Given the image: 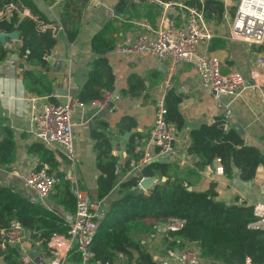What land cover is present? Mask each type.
<instances>
[{
    "label": "trees",
    "instance_id": "trees-1",
    "mask_svg": "<svg viewBox=\"0 0 264 264\" xmlns=\"http://www.w3.org/2000/svg\"><path fill=\"white\" fill-rule=\"evenodd\" d=\"M74 1L68 0L61 14V23L69 43L78 38L80 30L78 22H71ZM169 1L171 0H163ZM204 1L206 19L220 25L225 15L224 3L219 0ZM183 2L188 6H201L193 0ZM10 4L22 5L34 17L53 24L47 21L35 0H0V8ZM142 4L145 5L144 13L146 12L149 21H155L160 16L161 9L157 5L148 4L144 0ZM122 8H128L134 15L139 13V7L133 0H121L119 10L122 11ZM14 31H18L20 35L18 51L24 67L22 75L26 91L41 99L50 98V103L58 104L51 98L55 88L47 75L50 62L45 60V56L52 54L56 48L58 38L51 30L38 31L36 22L30 18L20 20L15 16L11 23L0 25V32ZM115 48L114 41L108 38L107 30L93 38L92 49L96 60L87 83L76 97L82 104L87 106L101 99L105 91H115L116 79L106 59ZM225 48L222 38L216 37L210 41V52ZM14 51L13 47L4 48L0 45V63L7 61L15 54ZM128 84L126 92L131 96L144 85L138 76L131 77ZM181 102L182 98L174 89L167 92V120L178 131L183 130L184 126L179 110ZM222 125H225L224 118H219L213 125L202 124L191 131L187 156L195 160L193 166L182 169L171 160L157 161L143 167L139 175L133 174L121 183L119 196L108 205L93 243L92 251L97 263L119 264V256H123L127 263L158 264L148 244H142V237H139L155 235L161 237L162 250L165 247L168 250L188 246L198 248L205 264H245L247 259L252 264H264V231L249 229V225L255 220L254 206L242 203L228 205L220 201L213 181L206 191L196 187L205 170L215 167L216 162H219L224 176L232 178L236 172L239 180L244 183L252 182L257 169L264 166V155L260 149L246 145L243 136L232 126L222 130ZM119 127L125 133L134 130L137 123L127 118ZM108 131L105 123H99L92 134L100 172L99 200L109 197L121 177L118 170L122 168V164L113 155V137ZM2 135L4 139L0 143V167H9L16 152L14 134L6 128ZM143 138L138 133L129 138L123 174L131 172V164L138 163L142 158L143 153H137L135 149L140 147ZM32 153L40 161L36 170L47 167L49 175L57 180L49 198L62 206L68 215L75 214L78 199L72 191L71 181L66 179V172H60L56 154L41 143L33 146ZM58 154L62 157L61 153ZM139 177H158L159 181L151 191L143 192L137 190ZM189 188H193V191L190 192ZM172 221H183L184 225L176 232L158 230ZM12 222L18 223L27 233H41L46 240H50L53 235H67L69 228L65 219L43 204L0 186V230H9ZM6 252L4 260L7 264H23L22 253L17 248L7 247Z\"/></svg>",
    "mask_w": 264,
    "mask_h": 264
},
{
    "label": "crops",
    "instance_id": "crops-1",
    "mask_svg": "<svg viewBox=\"0 0 264 264\" xmlns=\"http://www.w3.org/2000/svg\"><path fill=\"white\" fill-rule=\"evenodd\" d=\"M144 1L151 5H157L161 9L160 16L155 21L147 19L142 0H133L139 7L137 15L131 13L128 8H122L120 11L121 0L74 1L71 22H78L80 30L78 38L72 43L68 42L65 31L59 33L57 37L58 43L51 54L52 59L47 72L55 88L54 94L51 96L52 99L59 104L64 103L68 98L77 97L80 90L85 86L96 60L92 49V40L101 31L107 30L108 38L113 40L117 47L119 44L135 40L140 34H150L151 37H154L150 31H157L161 28L164 16L170 19L174 18V9L170 6L176 2L172 0L169 2H163V0ZM219 1L225 5L223 22L217 25L213 20L206 19V21L215 35L214 38H222L226 48L210 52V42H202L199 52L202 55L208 54L218 57L222 63L223 74L238 72L249 79V73L257 61L264 59V44L251 46L240 41L230 40L237 2L235 0ZM35 2L47 21L53 24H62L61 14L68 0H48V2L35 0ZM175 19L173 20L175 21ZM20 44L21 42L10 43L7 48L13 47L15 54L19 55L18 47ZM115 49L106 56V59L116 79L115 87L116 85L119 87L118 97L120 100L111 102L102 111H95L90 106L85 110H77L73 120L77 124L74 146L77 155H79V163L74 172L71 171L62 153V157L55 153L56 160L60 163V172H66V176L72 178V182L76 181L80 185L84 197L92 201H100L98 198L100 172L97 168L95 141L92 138L93 131L99 123H105L108 126V132L113 137V155L122 164V168H119L121 169L119 183L109 197L105 199L108 204L118 198L121 183L131 176L129 172L123 174L128 157L127 142L129 140L126 141L125 136L127 134L132 136L134 133L143 135L139 153H143L142 155L145 152L156 154V149L151 143L156 99L165 88L168 80L171 81V89H174L182 98L179 110L184 122L186 120L192 124L198 123L197 127L202 124L213 125L217 119L223 118L225 107L228 106L233 118L231 126L235 124L242 127L245 131V135L242 136L246 145L260 149L264 155V87L253 85L250 82L249 87L239 97L226 96L218 102L211 93L202 88L198 72L192 64L177 65L175 74L171 77V62H159L149 56L119 57L115 54ZM15 65L16 70L0 72V80L6 82L4 95L7 98L0 100V143L4 139L3 130L9 128L14 134L16 144L13 163L9 167H0V186L38 202L36 195L30 192L23 182V177L30 171L36 170L40 163L39 158L32 153L33 146L40 143L32 133L31 116L34 110L33 104L29 100L37 98L39 102L36 106L38 107L43 102H50V98L41 99L29 94L23 83L22 70L19 68L22 65L20 58L19 61L15 62ZM133 76L140 77L144 85L139 89L140 91L131 96L126 91L129 88V80ZM8 81H11V84ZM17 82L23 84V92L19 96L15 87ZM20 96H22L23 110L10 111L4 106L5 103H15L20 99ZM127 118L133 119L137 123V127L132 131L122 133L119 126ZM191 131L184 129L178 131L174 145L175 155L170 159L179 164L182 169L193 166L195 162L192 157L187 156ZM118 145H120L119 151L116 147ZM166 160L168 161V159ZM212 181L216 183L218 199L228 205L235 203L252 206L259 203L264 204V166L257 169L255 179L252 182L244 183L239 180L236 172L232 178L224 176L221 173L219 162H216L215 167H209L205 170L196 187L206 191ZM43 205L63 219L68 217L64 208L50 198L43 201ZM139 237H142V244L147 243L149 249L154 253L156 263L166 257V250L168 249L165 247L162 250L160 247L162 245L161 237L155 235H140ZM119 259L121 260L119 264H134L127 263L123 256H119ZM0 264H7L4 258H0ZM66 264H80L79 258L73 257Z\"/></svg>",
    "mask_w": 264,
    "mask_h": 264
},
{
    "label": "built area",
    "instance_id": "built-area-1",
    "mask_svg": "<svg viewBox=\"0 0 264 264\" xmlns=\"http://www.w3.org/2000/svg\"><path fill=\"white\" fill-rule=\"evenodd\" d=\"M201 6H188L182 0L174 3V18L166 16L163 18L161 28L157 31L151 30L150 34H140L135 40L119 44L115 54L119 57L149 56L159 62H171L172 77L176 66L189 63L197 70L203 89L211 93L216 101L223 97H239L250 85L264 87V59H259L246 79L238 72L228 75L222 72V63L215 55L200 54L199 49L202 42H210L215 35L208 26L204 12V0H193ZM232 28L230 40L240 41L251 46L264 44V0H239ZM17 16L20 20L24 18L33 19L40 32L51 30L55 37L64 32L62 24H48L31 15L30 10L22 5L10 4L0 8V25L11 23ZM51 54L45 56L50 62ZM15 62L7 60L0 64V72L16 70ZM171 89V81L168 80L165 88L156 99V113L154 126L151 133V143L156 149V154L145 152L138 163L131 164L130 175H139L146 165L153 162L171 159L174 154V145L177 140L178 131L175 125L167 120L165 99L167 92ZM114 92L105 91L102 98L89 105H84L76 97H71L64 103L43 102L38 107L39 100L31 98L33 114L31 124L33 135L36 140L46 149L54 153H62L68 162L72 172L79 163L74 146L75 129L77 124L74 116L78 109L85 110L92 107L95 111H102L111 102L119 101ZM227 128L231 126L232 114L225 107L223 114ZM135 151L140 152L136 147ZM1 174V170H0ZM72 182V178L66 177ZM138 181L137 190L145 192ZM26 188L36 195L37 200L45 201L52 195L56 178L49 175L48 168L33 170L23 177ZM72 191L78 199L77 210L73 215H68L65 222L68 225L67 235H53L50 240L43 238L41 233H27L22 227L12 222L9 230H0V243L4 250L7 247L17 248L22 253L23 264H66L71 258L78 257L80 264L96 263L92 251L93 243L98 234L108 203L104 200L92 201L82 195L80 185L72 182ZM255 220L249 225L253 231H264V204L254 206ZM184 225L183 221H172L168 225L158 228L159 231L170 233L176 232ZM29 252H37L35 259L29 256ZM158 264H205L201 252L194 246L183 249L167 250L166 257L159 260ZM245 264H252L247 259Z\"/></svg>",
    "mask_w": 264,
    "mask_h": 264
},
{
    "label": "water",
    "instance_id": "water-1",
    "mask_svg": "<svg viewBox=\"0 0 264 264\" xmlns=\"http://www.w3.org/2000/svg\"><path fill=\"white\" fill-rule=\"evenodd\" d=\"M172 1L178 3L181 0H172ZM239 4H240V2L238 1L237 2V6ZM17 42H20V35H19V32L18 31H14L12 33L0 32V45L2 47L7 48V47H9L10 43H17ZM10 59L12 61H15V62L16 61H19V55L12 54V56H10ZM19 68L21 70H24L23 65H20ZM115 88L116 89L114 91V94H115V96H119V87H118V85H116ZM197 126H198V123L197 124H192V123H189L188 121L185 120L183 129L185 131H190V130L195 129ZM232 127L235 128L236 130H238V132L241 135H245V131L239 125L233 124ZM221 129L222 130H226L227 129V126L226 125H222ZM130 136H131V134H127L125 136V140L127 141ZM116 147H117V150L119 151L120 150V145H118ZM169 160L170 159H168V161ZM120 173H121V169L118 170V174H120ZM139 180H142L141 181V187H142V189L145 192L151 191L152 188L154 187V185L159 181L158 177H153V178H143V177H139ZM165 180L166 179L164 178L163 181H165ZM188 190L191 192V191H193V188H189ZM38 203L39 204H43V201L42 200H38ZM37 254H38L37 252H29V256L32 259H35V257H36ZM6 255H7V252H6V250H4L2 248L1 243H0V258H5Z\"/></svg>",
    "mask_w": 264,
    "mask_h": 264
},
{
    "label": "clouds",
    "instance_id": "clouds-1",
    "mask_svg": "<svg viewBox=\"0 0 264 264\" xmlns=\"http://www.w3.org/2000/svg\"><path fill=\"white\" fill-rule=\"evenodd\" d=\"M9 84H11V81H8ZM5 84L6 82L4 80H0V100H6L7 98L4 95L5 92ZM15 87L17 88V95L19 96L23 92V84L22 82H17ZM7 107L10 111H21L22 109V96H20V99L17 100L15 103H5L4 105Z\"/></svg>",
    "mask_w": 264,
    "mask_h": 264
}]
</instances>
